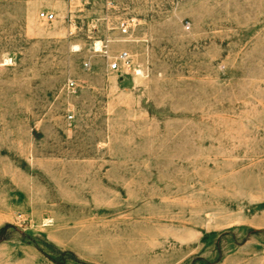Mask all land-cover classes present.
Here are the masks:
<instances>
[{
	"label": "rangeland",
	"instance_id": "obj_1",
	"mask_svg": "<svg viewBox=\"0 0 264 264\" xmlns=\"http://www.w3.org/2000/svg\"><path fill=\"white\" fill-rule=\"evenodd\" d=\"M0 264H264V0H0Z\"/></svg>",
	"mask_w": 264,
	"mask_h": 264
},
{
	"label": "built area",
	"instance_id": "obj_2",
	"mask_svg": "<svg viewBox=\"0 0 264 264\" xmlns=\"http://www.w3.org/2000/svg\"><path fill=\"white\" fill-rule=\"evenodd\" d=\"M39 19L44 22H53L55 21L56 16L55 14L50 12H41L39 13ZM121 30L124 34L128 33L130 30V24L128 22H123L121 24ZM131 67H132L131 56L126 51L121 52L116 58L112 59L108 65V68L111 72H120L122 70H129ZM67 87L69 90H74L75 83L69 82Z\"/></svg>",
	"mask_w": 264,
	"mask_h": 264
},
{
	"label": "bare ground",
	"instance_id": "obj_3",
	"mask_svg": "<svg viewBox=\"0 0 264 264\" xmlns=\"http://www.w3.org/2000/svg\"><path fill=\"white\" fill-rule=\"evenodd\" d=\"M96 49H97V51H101L102 46L100 44H96Z\"/></svg>",
	"mask_w": 264,
	"mask_h": 264
}]
</instances>
